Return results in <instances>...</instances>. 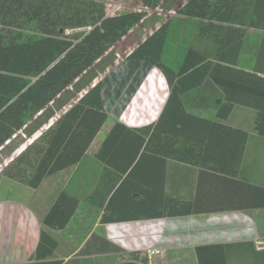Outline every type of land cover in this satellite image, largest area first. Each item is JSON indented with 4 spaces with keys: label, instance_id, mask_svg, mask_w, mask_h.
Instances as JSON below:
<instances>
[{
    "label": "trees",
    "instance_id": "16d2710c",
    "mask_svg": "<svg viewBox=\"0 0 264 264\" xmlns=\"http://www.w3.org/2000/svg\"><path fill=\"white\" fill-rule=\"evenodd\" d=\"M105 1L0 0V151L12 155L24 142L21 133L30 137L54 120L10 159L1 170L3 176L38 188L47 176L77 163L108 118L103 80L98 79L97 70L113 62L110 50L146 13L135 10L108 15ZM139 1L148 9L168 3ZM175 16L184 18L183 22L191 20L199 34L211 36L213 57L190 48L179 66L166 63L163 54L176 22L173 18L128 53V59L146 61L164 74L169 95L154 122L137 128L121 122L114 125L112 132L119 136L125 130L126 150L135 148L136 154L126 155L125 179H112L113 186L120 183L113 197L126 196V211L108 207L101 217L103 223L264 207V186L237 175L249 132L228 122L236 103L250 105L257 109L254 129L264 136V76L234 67V58H230L239 51L247 28L264 30V0H183ZM82 27L89 29L67 33ZM259 55L264 58V35ZM261 60L256 69L264 72ZM209 80L224 91L217 99L215 114L189 111L182 95ZM114 141L122 144L125 139L116 137ZM168 159L199 167L198 194L193 200L166 193ZM143 167L156 171L143 172ZM203 180L209 185L207 191H201ZM70 199L71 207L63 211ZM106 199L102 198L101 207ZM109 203L111 206V200ZM78 204L79 199L66 191L59 195L43 220L30 264L62 263L45 260L57 247L56 238L46 229L64 228ZM107 247L126 257L118 245L108 241ZM129 257L140 259V254Z\"/></svg>",
    "mask_w": 264,
    "mask_h": 264
},
{
    "label": "crops",
    "instance_id": "0c3cea01",
    "mask_svg": "<svg viewBox=\"0 0 264 264\" xmlns=\"http://www.w3.org/2000/svg\"><path fill=\"white\" fill-rule=\"evenodd\" d=\"M173 21L176 22L170 28L163 54L172 66H179L190 48L212 59L215 42L211 36L199 34L197 26L186 24L181 16ZM263 35L264 30L246 29L239 51L230 55L234 58V67L264 76V72L256 69L262 59L259 51ZM102 80V99L108 118L77 163L47 176L36 189L7 177L0 179V264H30L43 220L63 191L79 199V204L64 228L46 229L56 238L57 247L45 260H60L61 264H264V207L101 221L108 207L126 211V196L114 198L113 194L120 185L118 176H122L121 181L126 177V155L136 154L135 148L132 152L126 150L125 130L119 136L112 132L114 125L121 122L137 128L154 122L169 95L164 74L143 60L127 59ZM213 83L209 80L182 95L189 111L205 116L215 114L217 99L224 91ZM256 114L255 107L236 103L228 122L249 132L238 178L264 186V136L254 129ZM116 137L125 141L119 144L114 141ZM142 169L156 171L155 167ZM113 178L119 179L114 186ZM199 179L198 166L167 160L165 190L168 195L193 200L198 194ZM204 182L201 191L209 187ZM15 187L22 197L5 194ZM96 191L97 195L88 201ZM103 197L107 199L101 207ZM71 205L72 200H66L63 211ZM108 241L122 248L126 257L120 252L108 251ZM200 246L205 247L200 251ZM134 252L140 254V259L129 257Z\"/></svg>",
    "mask_w": 264,
    "mask_h": 264
},
{
    "label": "rangeland",
    "instance_id": "374dc122",
    "mask_svg": "<svg viewBox=\"0 0 264 264\" xmlns=\"http://www.w3.org/2000/svg\"><path fill=\"white\" fill-rule=\"evenodd\" d=\"M183 0H168L166 6L158 7L156 9H148L139 0H107L105 1L106 11L108 15H117L120 13L128 12V11H143L146 13V16L142 20L141 23L135 25L130 29L128 34L118 42L110 51H111V58H113V62L109 64L105 69L101 70L98 68V79H104L108 74L113 72L115 69L121 67V65L126 62L128 53L141 41H143L146 37H148L157 27H159L163 22L171 19L172 17L175 18L177 8L180 4H182ZM191 20L187 21L186 24L192 25ZM88 27L82 28H72L68 29V34L78 33L81 34L87 31ZM171 41H169V45ZM167 53V51H166ZM164 61L169 63L167 58L164 55ZM97 79V80H98ZM76 95H80L77 93ZM63 112V111H62ZM54 120L52 121V123ZM51 123V124H52ZM50 124V122H49ZM47 124V125H49ZM46 127H42L38 131H36L32 136L26 137L24 133H21L20 137L24 139V142L19 146V148H14L12 155H7L4 151H0V168L1 170L9 163L10 159L14 156H17L27 145L29 141L33 139H37L41 133L46 130ZM37 132H41L36 137L35 134ZM34 137V138H33ZM24 146V147H23ZM19 152V153H18ZM5 178L0 171V179ZM1 181V180H0ZM9 194L5 193L6 195L10 196L13 193L14 197H22L18 193V189L16 187L11 189Z\"/></svg>",
    "mask_w": 264,
    "mask_h": 264
},
{
    "label": "built area",
    "instance_id": "2783aa9c",
    "mask_svg": "<svg viewBox=\"0 0 264 264\" xmlns=\"http://www.w3.org/2000/svg\"><path fill=\"white\" fill-rule=\"evenodd\" d=\"M175 14H176V12H175ZM52 121H53V120H51L50 124L52 123ZM50 124H49V125H50ZM49 125H45L44 127H46V128H47ZM40 133H41V132H37V134H35V136H34V137H36V136H37L38 134H40ZM34 137H33V138H34ZM36 138H37V137H36ZM33 140H34V139H33ZM33 140H32V141H33Z\"/></svg>",
    "mask_w": 264,
    "mask_h": 264
},
{
    "label": "bare ground",
    "instance_id": "6f19581e",
    "mask_svg": "<svg viewBox=\"0 0 264 264\" xmlns=\"http://www.w3.org/2000/svg\"><path fill=\"white\" fill-rule=\"evenodd\" d=\"M145 80H146V78H145ZM31 142H33V141H29L28 143H31ZM24 147V146H23ZM19 153V152H18ZM0 171H1V168H0Z\"/></svg>",
    "mask_w": 264,
    "mask_h": 264
},
{
    "label": "clouds",
    "instance_id": "9594fccd",
    "mask_svg": "<svg viewBox=\"0 0 264 264\" xmlns=\"http://www.w3.org/2000/svg\"><path fill=\"white\" fill-rule=\"evenodd\" d=\"M51 122V121H50ZM28 144V143H27Z\"/></svg>",
    "mask_w": 264,
    "mask_h": 264
}]
</instances>
